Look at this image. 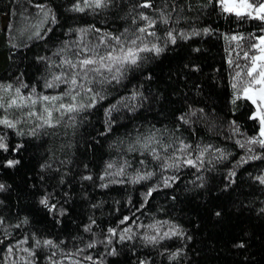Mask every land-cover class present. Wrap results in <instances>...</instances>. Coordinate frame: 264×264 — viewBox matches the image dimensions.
Returning <instances> with one entry per match:
<instances>
[{"label": "trees", "instance_id": "16d2710c", "mask_svg": "<svg viewBox=\"0 0 264 264\" xmlns=\"http://www.w3.org/2000/svg\"><path fill=\"white\" fill-rule=\"evenodd\" d=\"M143 2L112 0L104 9L77 12L72 10L76 0H0V16L6 18L0 25V97L5 105L0 119L17 123L15 129L0 125V134H6L10 145H23L18 153H0V161L20 160L14 168L0 167V183L5 185L0 191V264H23L17 255L26 254L28 264H51L53 251L63 264H92L83 260L87 255L95 264H264V184L256 179L264 176V158L243 162L249 155L264 156V150L240 147L258 135L259 125L249 118L255 106L242 96L237 99L240 93L231 86L235 73L248 63L243 52L264 35V21L223 13L217 0H151L154 9L171 17L168 25L156 26L161 37L156 42L164 51L142 54L147 58L129 68L119 83L92 85L103 99L93 102L91 94L81 90L75 103L94 106L71 114L74 124L68 115L61 118L54 112L59 125L37 127L43 122L27 114L42 112L44 102L7 108L17 87L25 97L51 96L46 82L67 70L57 65L62 59L75 60L78 50L73 48L85 45V39L121 35L143 25L142 20L132 22L141 12L158 18V11L138 7ZM169 28L183 33L175 44L167 42ZM196 32L200 34L193 35ZM234 35L244 39L230 40ZM241 79L247 77L242 73ZM8 85L12 88L4 91ZM63 102L72 101L66 96ZM150 136L160 143L145 150L142 145ZM181 142L192 146V158L207 149L204 163L162 171L151 149L182 160L185 154L175 151ZM109 163L123 166L128 175L106 176ZM149 171L155 174L147 180L130 178ZM166 177H175L170 186L163 183ZM150 189L155 191L146 197ZM45 195L63 215L40 204ZM125 216L129 220L121 224ZM163 221L181 235L157 244L145 242L144 227ZM109 228L132 239L119 241ZM125 228L131 231L123 233ZM106 238L112 243H101ZM46 239L59 248L36 244ZM89 242L96 246L86 248ZM78 248L84 251L63 259V252ZM112 248L114 255L109 254Z\"/></svg>", "mask_w": 264, "mask_h": 264}, {"label": "snow or ice", "instance_id": "6c2138e0", "mask_svg": "<svg viewBox=\"0 0 264 264\" xmlns=\"http://www.w3.org/2000/svg\"><path fill=\"white\" fill-rule=\"evenodd\" d=\"M83 6H81V0H76V3L73 5L74 11L83 12L86 8H91L93 10L96 9H104L112 3V0H82ZM218 6L223 13L235 15L237 18L247 17L249 19L261 20L264 21V0H217ZM38 8L43 11V6L37 5ZM138 7L153 9L159 12L158 18H153L147 13H139L138 16L133 18V24H137L138 20H142L145 23L140 25L134 29H125L121 35H106L102 36L98 39L97 43L89 46L85 44L83 48L78 49L76 51L75 56L76 59H62L60 64L57 67H64L67 70L62 72L60 75H54L51 81L46 82L47 88H55L58 87L59 84L66 85V90L61 95H38L35 99L31 96H22L20 93V88L17 87L16 98L10 99L7 102V108H22L26 105L23 101L28 100L31 103V106L34 107L37 103L44 102L47 106L43 107L42 112L39 114L37 112H28V116H37V119L41 120L43 123L37 125V127L47 126L49 128H54L60 123V118L54 117L53 113H61V118L64 115H68L69 120L74 124L75 117L71 114L79 113L80 111L90 108L94 106V103L84 104V103H75L77 101V97L81 95V90H83L87 94L90 95V100L95 102L97 98L103 99L104 97L101 95V92L96 90V88L92 87V85H103L105 83H112L115 81L119 83L120 80L124 77L126 71L132 67H138L140 63L146 59L147 57L143 56L144 53H153L155 55H160L164 51V47H161L156 41H159L161 37L158 35L156 31L157 24L168 25L169 20L171 19L170 14L164 12L163 9H154V6L151 0H144L143 3L139 4ZM47 15V13H45ZM50 31V29H49ZM82 32L85 30H81ZM96 32H99V29H95ZM205 34L208 32L207 29L204 30ZM128 35H125V34ZM200 33L196 32L193 35H199ZM36 36H39L40 33L36 32ZM177 36L183 37V33H175L174 30L169 28L166 31V39L167 42L175 44L177 41ZM151 37L153 42H149L148 38ZM190 38V37H185ZM242 36H232L230 40L239 41L243 40ZM258 43H253L250 45L248 51L243 52V59L248 61L247 64L243 66L241 71H237L233 78L234 82L232 83V88L237 90L240 93L236 98H242L250 101L252 105L255 106V111L250 115V119L254 120L258 123V135L249 138L245 143L240 144L241 148L247 145H256L260 149L264 150V35L256 38ZM150 44V46H149ZM166 47V44H165ZM64 51L61 49L60 52ZM60 52L55 53V55H59ZM83 53V55H81ZM258 53V54H257ZM44 59V58H41ZM231 64L232 61H229ZM237 68L241 66L239 64L236 65ZM242 73L247 79H241ZM4 86L0 85V88ZM23 87H27V85H23ZM12 85H8L4 88V91L11 89ZM34 90V89H33ZM70 97L72 102L65 104L63 102L64 97ZM135 98V95L133 96ZM20 101V103H18ZM60 101L57 104L55 102ZM3 98L0 97V108H4ZM184 119V117H181ZM0 125L7 127L8 129H15L17 127V123L13 121L3 118L0 119ZM33 133H35V129H33ZM22 134V133H21ZM153 142L160 143L156 140L155 136H150L145 138V142L142 147L145 150H148ZM239 143V142H238ZM137 144H140V141H137ZM167 147H171V145L163 147V151L167 152ZM191 145L183 144L181 142V147L175 149V151H179L184 153L185 156L181 160L179 157H162L159 154H156V150L154 148L151 149V152L154 154L153 158L159 162V166L162 171H166L172 168H179L181 165L198 168V165H202L204 163V152L207 149H204L200 152L199 155L192 158L189 149H191ZM23 148L22 144L10 145L6 142V134H0V153H18ZM135 150V146L132 149ZM248 152L251 153L253 149L249 147ZM264 156L261 155H249L246 160L243 162H247L251 159H262ZM171 161V162H169ZM127 163V162H125ZM141 164H144V161H140ZM211 163V161H208ZM18 164H20L19 159H12L5 157L2 161H0V167L3 168H14ZM114 165L109 163L107 165L108 169H112ZM111 173L106 172L105 175H110ZM124 167L121 166L120 170L116 173V175H123ZM155 173L149 171L145 174H138L133 182H139L142 180H147L151 178ZM105 177L101 176L100 179L103 180ZM85 179H91V177H85ZM175 179V177H166L163 180L165 186L169 185V180ZM256 179L264 184V176L256 177ZM103 186H107L106 184ZM5 189V185L0 183V191ZM155 189H150L146 193V197L151 196L152 192ZM40 204L48 209L49 212L57 211L59 214L63 215V211L57 209V205L55 203H50L49 197L45 195L40 200ZM217 216L220 215L219 212L216 213ZM129 220V217L125 216L120 223L124 224ZM93 223H95L93 221ZM167 221L157 222V224L162 227L163 224H166ZM3 224V219L0 218V225ZM157 224L149 225L148 227L156 230ZM19 227V225H17ZM91 225L85 228V231H90ZM130 228L123 229V233L130 232ZM108 233H110L111 237H118L119 241H124L127 239H132L131 236H125L124 234H120L114 228H109ZM181 233L178 229H170L169 231L163 232L162 235L157 231L155 235H145L143 239L149 244H157L164 239H170L171 237L180 236ZM111 244L112 239L106 238L105 241H101V243ZM60 243H63L62 241ZM36 244L39 246L42 244L45 248H59V244L54 242L53 240H40L36 241ZM96 244L94 242H89L86 245V248H94ZM243 247V245H239ZM8 253L11 254L13 252V248L9 247L7 249ZM24 251L28 252L30 256L35 255L34 252L29 249H25ZM84 251V248H78L75 253L73 252H63V259L72 260L74 256L79 255ZM116 253L115 248L110 249L109 254L114 255ZM179 253H174L173 258ZM57 253L53 251L48 259L51 261V264H63L62 260L54 259ZM84 261H90L92 264H95V261L91 255H87L83 257ZM74 264H82V261L76 260ZM140 264H144L143 261Z\"/></svg>", "mask_w": 264, "mask_h": 264}, {"label": "rangeland", "instance_id": "374dc122", "mask_svg": "<svg viewBox=\"0 0 264 264\" xmlns=\"http://www.w3.org/2000/svg\"><path fill=\"white\" fill-rule=\"evenodd\" d=\"M5 22H6V18H5V16H0V25H4L5 24ZM85 37H86V35H85ZM98 39L99 38H97V39H94V40H92V39H88L87 38V40L85 41L84 40V43L85 44H88L89 46H91V45H94L95 43H97V41H98ZM78 41V40H77ZM148 41L149 42H151L149 39H148ZM78 43H79V41H78ZM84 45V44H83ZM83 45H80V44H77V46H75L74 48H73V50L75 51V50H78L79 48H83L84 46ZM149 46H150V44H149ZM74 56H75V52H74ZM75 59H76V56H75ZM53 79V76H52V78L50 79V81ZM45 88H47L46 87V85H45ZM48 89V88H47ZM56 88H52V94H51V96L52 95H61L62 93H60L61 91H63L64 89H66V85H64V84H59V86L57 87V90H55ZM58 89H59V91H58ZM46 90V89H45ZM54 93V94H53ZM64 93V92H63ZM45 95H48L47 93L45 94ZM23 96V95H22ZM37 97V96H36ZM35 97V98H36ZM35 98H33V99H35ZM23 103L24 104H30V101H28V100H25V101H23ZM41 105V104H40ZM42 106H43V104H42ZM120 167L121 166H114L112 169H108V173H111L110 175H106V176H115L116 175V173L120 170ZM125 173V172H124ZM125 175H128V174H126L125 173ZM117 176V175H116ZM132 176V175H131ZM130 176V178L131 179H135L136 178V176H132L131 177ZM153 224H157V222L156 223H152V224H149V225H153ZM149 225H147V226H145L144 227V229L141 231V233H142V237H144L145 235H155L156 233H157V231L160 233V235H162L163 234V232H165V231H169L170 229H173V228H175L174 226H172V225H170V224H168V223H166V224H163V226L162 227H160L158 224H157V229L156 230H154V229H152V228H150V227H148ZM144 240V239H143ZM145 241V240H144ZM146 242V241H145ZM23 251V249H21V252ZM24 252V251H23ZM25 253V252H24ZM13 258V256H11V259ZM17 258L23 263V264H28V254H26L25 255V258H23V256L22 255H17ZM10 263V262H9Z\"/></svg>", "mask_w": 264, "mask_h": 264}]
</instances>
